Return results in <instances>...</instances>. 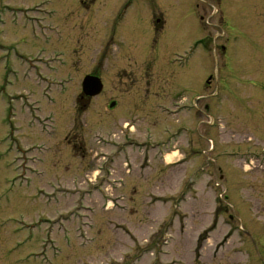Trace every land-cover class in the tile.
Segmentation results:
<instances>
[{
    "label": "rangeland",
    "instance_id": "obj_1",
    "mask_svg": "<svg viewBox=\"0 0 264 264\" xmlns=\"http://www.w3.org/2000/svg\"><path fill=\"white\" fill-rule=\"evenodd\" d=\"M229 2L0 0V264H264V108L229 97L209 126L203 102L173 107L208 79L261 83L264 0ZM220 33L243 73L202 46ZM87 76L103 91L82 106Z\"/></svg>",
    "mask_w": 264,
    "mask_h": 264
},
{
    "label": "flooded vegetation",
    "instance_id": "obj_2",
    "mask_svg": "<svg viewBox=\"0 0 264 264\" xmlns=\"http://www.w3.org/2000/svg\"><path fill=\"white\" fill-rule=\"evenodd\" d=\"M215 1H216L218 8H219L217 10L218 11L217 15L219 16L220 15L219 11L222 8L223 4L227 5L230 2H229V0H227V1L223 0V4H221L222 0H215ZM201 11L204 14H205V12L207 13V11H205V10H201ZM219 23H221V21H219L216 26H218ZM220 28H221V26H218V30H220ZM202 46L207 50L210 48V46H213L214 56L221 63V69H220L221 72H223L225 74H235L237 71H241V73L244 72V69H242V68L235 69V68H231V66H229L231 64L228 65L229 56L231 53H229L228 41L223 34H221V33L216 34L214 40L210 37V35H206L202 41ZM263 57H264V54H263ZM121 71L123 73H126L125 70H121ZM181 71H183L184 73L187 72V70H184V69ZM247 71L250 73H253L254 71H256V73H259L262 76V77H260V78H262L261 83L253 84L254 90L253 89H251L249 91L247 90L246 92H244V94H242L240 96V98H239L240 94L238 95L239 92H237L238 90L236 89V87L234 85H231V86L229 85V87H227L226 89H220L216 85L218 83V81L214 82V81H212V79H208L202 84L201 89L198 91H194L192 93H189L187 91V88H186L185 93H188V99L189 100H187V102L178 101V102L173 104V107H176L177 105H180L182 103L193 102L195 105V103L198 104L200 102H203V105L201 106L202 110H199L200 114L204 115V117H209L210 114L214 113L215 115L219 116V118H217L219 122H222L221 119L228 117L226 115V112L223 115H221L220 112L222 110H220V109L227 104L229 97L235 98L237 100V104L240 103V106L246 112H249L251 110L252 104H256L257 106L264 108V79H263L264 67L258 68L257 70L251 68V69H247ZM146 73H147V71H146ZM144 77H145V75H144ZM151 77H152V79H151V82H149V85L154 86V71L151 74ZM128 82H130V80H128ZM145 86H147L146 82H145ZM183 99H186V97H184ZM78 104L82 105V106L88 105L89 100L86 99L85 97L81 96L78 98ZM252 109H254V107ZM249 113H251V112H249ZM262 114L264 115V112H262ZM220 129L224 130L222 127H220ZM244 137H246V136H244ZM238 145H240V143ZM243 145H241V146H243ZM239 147L240 146H238V148ZM254 148L255 147L252 146V148L250 149L253 156L264 157V148L262 149V151L254 150ZM242 150H245V149H242ZM263 163H264V160H263Z\"/></svg>",
    "mask_w": 264,
    "mask_h": 264
},
{
    "label": "water",
    "instance_id": "obj_3",
    "mask_svg": "<svg viewBox=\"0 0 264 264\" xmlns=\"http://www.w3.org/2000/svg\"><path fill=\"white\" fill-rule=\"evenodd\" d=\"M82 93L87 98H93L98 96L102 91V84L100 80L96 77L87 76L82 82ZM114 104L110 105L113 108Z\"/></svg>",
    "mask_w": 264,
    "mask_h": 264
},
{
    "label": "bare ground",
    "instance_id": "obj_4",
    "mask_svg": "<svg viewBox=\"0 0 264 264\" xmlns=\"http://www.w3.org/2000/svg\"><path fill=\"white\" fill-rule=\"evenodd\" d=\"M114 109H115V108H113V110H114ZM124 128H125V129H129V131L131 130V127H130L127 123L124 124ZM167 160H168V159H167Z\"/></svg>",
    "mask_w": 264,
    "mask_h": 264
}]
</instances>
